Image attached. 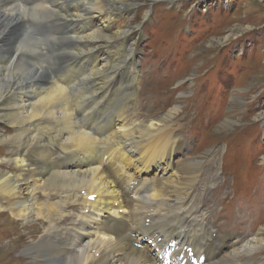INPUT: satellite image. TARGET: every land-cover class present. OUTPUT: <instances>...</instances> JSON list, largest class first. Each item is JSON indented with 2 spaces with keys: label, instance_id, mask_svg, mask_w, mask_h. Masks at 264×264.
<instances>
[{
  "label": "bare ground",
  "instance_id": "1",
  "mask_svg": "<svg viewBox=\"0 0 264 264\" xmlns=\"http://www.w3.org/2000/svg\"><path fill=\"white\" fill-rule=\"evenodd\" d=\"M150 1L0 0V263L166 264L176 239L204 264H264L254 214L212 235L218 150L185 154L180 102L139 97L143 23L121 17Z\"/></svg>",
  "mask_w": 264,
  "mask_h": 264
},
{
  "label": "rangeland",
  "instance_id": "2",
  "mask_svg": "<svg viewBox=\"0 0 264 264\" xmlns=\"http://www.w3.org/2000/svg\"><path fill=\"white\" fill-rule=\"evenodd\" d=\"M146 4L121 17L132 27L143 23L138 75L145 73L152 86L141 101L157 112L178 100L181 117L171 128L186 139L185 154L220 153L226 184L205 199L211 219L220 211L219 222L229 213L254 214V228L264 225V0ZM14 256H24L22 249Z\"/></svg>",
  "mask_w": 264,
  "mask_h": 264
}]
</instances>
